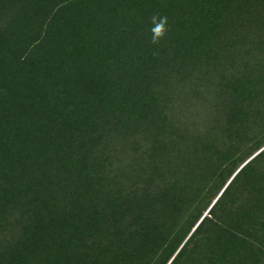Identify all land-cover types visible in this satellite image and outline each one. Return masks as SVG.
<instances>
[{
  "label": "trees",
  "instance_id": "trees-1",
  "mask_svg": "<svg viewBox=\"0 0 264 264\" xmlns=\"http://www.w3.org/2000/svg\"><path fill=\"white\" fill-rule=\"evenodd\" d=\"M0 264H264V0H0Z\"/></svg>",
  "mask_w": 264,
  "mask_h": 264
},
{
  "label": "clouds",
  "instance_id": "clouds-1",
  "mask_svg": "<svg viewBox=\"0 0 264 264\" xmlns=\"http://www.w3.org/2000/svg\"><path fill=\"white\" fill-rule=\"evenodd\" d=\"M151 33L150 43L154 46H159L169 32V22L166 15L154 14L150 17Z\"/></svg>",
  "mask_w": 264,
  "mask_h": 264
}]
</instances>
